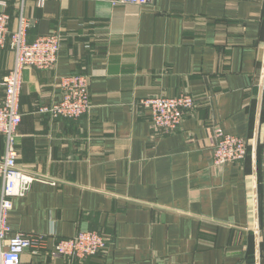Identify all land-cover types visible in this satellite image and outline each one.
Returning a JSON list of instances; mask_svg holds the SVG:
<instances>
[{
  "label": "crops",
  "instance_id": "0c3cea01",
  "mask_svg": "<svg viewBox=\"0 0 264 264\" xmlns=\"http://www.w3.org/2000/svg\"><path fill=\"white\" fill-rule=\"evenodd\" d=\"M0 11L10 31L29 20L30 42L61 36L54 67L23 70L17 163L39 180L7 221L9 236L45 245L21 264H264V0H0ZM15 58L0 48V99ZM72 74L89 77V112H41ZM183 92L197 102L179 129H155L142 100ZM217 126L249 141L246 160L214 163ZM83 230L107 248L51 254Z\"/></svg>",
  "mask_w": 264,
  "mask_h": 264
},
{
  "label": "built area",
  "instance_id": "2783aa9c",
  "mask_svg": "<svg viewBox=\"0 0 264 264\" xmlns=\"http://www.w3.org/2000/svg\"><path fill=\"white\" fill-rule=\"evenodd\" d=\"M127 3L144 4L148 0H121ZM10 15L0 11V48L10 47L15 51V64L4 78V97L0 99V134L5 138V153L0 161L3 188L0 194V264H21L26 249L37 254L45 245L44 235L17 232L10 235L7 216L13 207V198L25 196L39 178L20 168L17 163L16 138L22 122L20 93L23 70L27 66L38 69L54 67L59 58L61 36L52 32L28 41L29 20L20 17L17 30L10 31ZM62 90L60 101L41 108V112L54 117L79 118L91 108L89 77L85 74L63 76L59 82ZM196 99L189 93L176 96H156L142 100L151 111L155 129L169 134L179 129L186 113L196 106ZM214 163L223 165L246 160L249 141L246 138L226 133L220 127L212 129ZM107 248V239L96 230H83L75 236L60 240L52 250L54 257L68 256L83 260L99 254Z\"/></svg>",
  "mask_w": 264,
  "mask_h": 264
}]
</instances>
